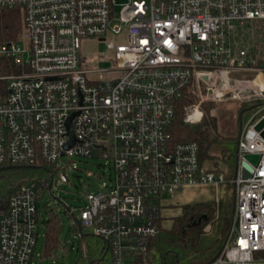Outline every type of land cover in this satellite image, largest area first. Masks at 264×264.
<instances>
[{
	"label": "built area",
	"instance_id": "1",
	"mask_svg": "<svg viewBox=\"0 0 264 264\" xmlns=\"http://www.w3.org/2000/svg\"><path fill=\"white\" fill-rule=\"evenodd\" d=\"M17 7L15 37L0 36V168H51L24 177L0 206V264H34L37 192H52L54 173L55 186L68 181L72 155H98L113 169L77 215L66 206L79 236L85 229L101 238L98 264L144 255L163 195L224 180L233 188L231 221L210 263L264 264V137L254 129L264 116V0H0V12ZM92 37L106 41L108 68L81 55ZM186 92L190 123L204 101L249 105L229 180L199 159L194 140L171 139L175 101ZM69 114L75 139L64 147ZM246 152L258 160L242 177Z\"/></svg>",
	"mask_w": 264,
	"mask_h": 264
},
{
	"label": "rangeland",
	"instance_id": "2",
	"mask_svg": "<svg viewBox=\"0 0 264 264\" xmlns=\"http://www.w3.org/2000/svg\"><path fill=\"white\" fill-rule=\"evenodd\" d=\"M115 11H117V8ZM106 37V39H112L113 41L119 40L118 36L110 32L107 33ZM80 46L81 55L90 57L94 65L99 69H105L111 65V60H109L110 49L108 45H106L105 40H99L97 37L85 38L81 41ZM94 75L99 76L96 73ZM211 102L212 104L208 112L210 115H214V129L221 134L231 135L234 136V138L237 137L239 125L245 123L251 115L250 109H243L240 113V108L244 104H238L234 100L226 99V101ZM60 159L66 162L68 157L62 156ZM204 162L207 165L211 164L207 159H204ZM58 163H60V161H58ZM68 164L70 167L64 169L68 178L67 182H62L58 184V186H55L57 180L55 179L54 173V188L52 192L50 193L42 189H39L37 192L38 235L31 258L34 264H80L81 255L85 253L81 242L84 241L86 245L95 239L101 240L100 237L98 238L97 236L87 234L85 229L81 230L84 234L79 236L78 228L71 222L72 214H70L69 210L77 215L78 209L86 203V192L97 190L103 183H109V177H112L113 169L98 155H72L68 160ZM47 166L51 168V165H46V167ZM41 172L42 171H38L36 174L30 172L26 176L38 175V173ZM190 190V187L185 186V188L179 189V192L176 191L174 194L162 196L163 203L161 204L160 214L162 219L161 224L163 226H168L170 224L171 215L179 212V205L185 202L186 193ZM200 191L204 196H212V198L216 199V203H218L214 219L209 222V225L204 229L199 239L198 245L201 247L214 240L216 235H218V228L222 218L220 216L222 213L224 214L227 212L231 206L232 187L230 183L224 180L219 182L216 188L213 186H204L200 188ZM200 191L198 190V192ZM52 211L55 212L58 217V228L56 231L57 241L53 246L45 248L44 237L47 231L46 220ZM228 225L229 219L223 231L224 233H222L214 245L215 248H220L219 246L227 234L226 230Z\"/></svg>",
	"mask_w": 264,
	"mask_h": 264
},
{
	"label": "trees",
	"instance_id": "3",
	"mask_svg": "<svg viewBox=\"0 0 264 264\" xmlns=\"http://www.w3.org/2000/svg\"><path fill=\"white\" fill-rule=\"evenodd\" d=\"M19 7L4 8L0 12V36L13 38L19 30L22 20ZM192 97L186 92L182 98L176 100L174 105V118L169 126L172 140L191 139L199 145V159L211 162L210 167L223 171L229 180L234 174L236 158V139L238 137L224 135L215 128L214 115L209 114L212 102L201 103V119L190 123L183 118V108L191 102ZM244 104L241 110L248 108ZM205 163V162H204ZM43 162L38 165H9L0 168V206L8 196L9 191L30 173L42 171ZM179 212L171 215L168 227H161L156 235L147 238L146 251L143 256H138L134 264H209L217 255L220 248L211 244L198 248L197 243L203 227L212 219L216 204L213 201L186 202L179 205ZM45 248H49L57 241L56 231L58 217L50 213L46 220ZM222 243V242H221ZM102 248V241L95 239L84 247L85 253L81 255L80 264H98Z\"/></svg>",
	"mask_w": 264,
	"mask_h": 264
},
{
	"label": "crops",
	"instance_id": "4",
	"mask_svg": "<svg viewBox=\"0 0 264 264\" xmlns=\"http://www.w3.org/2000/svg\"><path fill=\"white\" fill-rule=\"evenodd\" d=\"M185 186H187V187H190V191L188 192V193H186V199L184 200L185 202H182V203H180V204H184V203H186V202H189V203H191V202H196V201H200V200H203V201H213L215 204H216V207H215V213H214V215H213V217H212V219H214V217H215V215H216V212H217V204L218 203H216V199H214V198H212V196H204V194H202L201 193V191H200V188L201 187H204V186H207V187H211V186H213V187H218V185H213V184H210V183H200V184H185V185H180V186H178L175 190L177 191V192H179V189H181V188H185ZM231 187H232V185H231ZM198 190L200 191V192H198ZM175 191V192H176ZM174 192V193H175ZM232 192H233V188H232ZM232 192H231V206H230V209H228L227 210V212H225L224 214L222 213V215L220 216V217H222L221 218V222H220V226H219V228H218V235H216V238L214 239V240H212L211 242H208V243H206V244H204V245H202L201 247L198 245V243H197V246H198V248H202V247H205V246H208V245H211V244H215L216 243V241H217V239L218 238H220V236L222 235V233H224L223 231H224V229H225V227H226V224H227V222H228V219H229V225H228V228H227V230H226V232H227V234H228V229H229V226H230V221H231V208H232V206H233V202H232ZM173 193V194H174ZM170 201V200H169ZM168 201V202H169ZM171 202V201H170ZM160 228L163 226L162 224H161V214H160ZM212 219H210V221L212 220ZM209 221V222H210ZM209 222L207 223V224H205V226L203 227V231H204V229L209 225ZM170 223H171V219H170ZM170 225V224H169ZM168 225V226H169ZM168 226H163V227H168ZM202 231V232H203ZM202 232H201V234H202ZM226 234V235H227ZM200 237H201V235L199 236V239H200ZM226 237V236H225ZM224 237V238H225ZM199 239H198V242H199ZM224 240V239H223Z\"/></svg>",
	"mask_w": 264,
	"mask_h": 264
},
{
	"label": "water",
	"instance_id": "5",
	"mask_svg": "<svg viewBox=\"0 0 264 264\" xmlns=\"http://www.w3.org/2000/svg\"><path fill=\"white\" fill-rule=\"evenodd\" d=\"M260 65L262 67H264V60L260 63ZM72 116V114H69L68 117L66 118V123H67V133L68 135H70L69 139L66 141V144L64 147H67L68 145H70L74 139L75 136L74 134H72V129H71V125H70V117ZM264 116L261 117L256 124L254 125V129H260V134L264 137ZM244 158L241 161V173H242V177H247L250 176L252 173V165L257 163L258 160V153H250V152H246L243 154ZM233 206L231 208V212H232ZM228 236V234L226 235Z\"/></svg>",
	"mask_w": 264,
	"mask_h": 264
}]
</instances>
